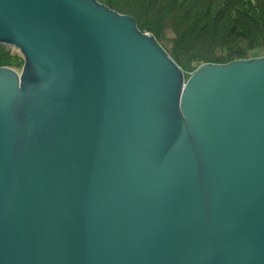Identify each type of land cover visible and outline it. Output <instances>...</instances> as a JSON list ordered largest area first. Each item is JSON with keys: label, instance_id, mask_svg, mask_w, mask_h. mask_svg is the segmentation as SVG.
<instances>
[{"label": "water", "instance_id": "1", "mask_svg": "<svg viewBox=\"0 0 264 264\" xmlns=\"http://www.w3.org/2000/svg\"><path fill=\"white\" fill-rule=\"evenodd\" d=\"M0 264H264V54L187 75L99 0H0Z\"/></svg>", "mask_w": 264, "mask_h": 264}, {"label": "trees", "instance_id": "2", "mask_svg": "<svg viewBox=\"0 0 264 264\" xmlns=\"http://www.w3.org/2000/svg\"><path fill=\"white\" fill-rule=\"evenodd\" d=\"M108 6L132 15L137 27L139 17L146 10L151 17L161 18L170 10L177 14L173 24L180 27V40L192 42L207 39L210 44L218 40L229 43L236 37L246 47L264 48V0H101ZM152 25V18L146 21ZM244 49H236L224 62L233 58H246ZM174 56V55H173ZM171 57L174 60V57ZM213 61L216 59H205ZM175 61V60H174ZM5 62L0 59V64Z\"/></svg>", "mask_w": 264, "mask_h": 264}, {"label": "rangeland", "instance_id": "3", "mask_svg": "<svg viewBox=\"0 0 264 264\" xmlns=\"http://www.w3.org/2000/svg\"><path fill=\"white\" fill-rule=\"evenodd\" d=\"M101 1V0H99ZM120 11V8L117 9ZM151 11L142 12L139 17L141 30L147 31L152 35L156 42L172 57L182 69L184 76L187 75L196 65L211 60L212 62H224L226 58L232 55L236 49H244L246 57H254L264 54V48L259 45L246 47L242 38L236 37V41L229 43L214 41L210 44L207 39L194 40L192 42L180 40L177 33L180 27L173 24L177 14L170 10L165 12L161 18L151 17ZM152 18V25H147L146 21ZM0 59L5 65L14 69L20 67L22 57L18 50L7 44L0 43Z\"/></svg>", "mask_w": 264, "mask_h": 264}]
</instances>
